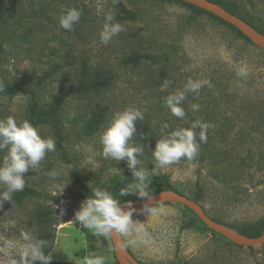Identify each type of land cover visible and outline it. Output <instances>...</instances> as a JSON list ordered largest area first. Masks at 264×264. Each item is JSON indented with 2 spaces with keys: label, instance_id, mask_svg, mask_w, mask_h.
Returning a JSON list of instances; mask_svg holds the SVG:
<instances>
[{
  "label": "rangeland",
  "instance_id": "obj_1",
  "mask_svg": "<svg viewBox=\"0 0 264 264\" xmlns=\"http://www.w3.org/2000/svg\"><path fill=\"white\" fill-rule=\"evenodd\" d=\"M250 1H244L248 15L264 19V0ZM0 5V81L23 91L0 96V120L14 116L32 123L28 91H33L40 110L57 109L63 137L60 149L52 122L32 123L42 137H54L56 150L47 153L38 169L25 174L26 184L40 197L10 210L0 207V264H10L14 255L6 249L9 240L21 243L22 233L37 237L41 232L35 218L41 207L54 210L58 221L55 239L46 245L51 248L50 264H84L90 251L104 256L105 264H118L110 236H94L81 228L75 212L85 200V191L94 187L120 200L127 196L119 194L130 184L116 185L123 174L132 172L125 161L103 157L100 135L117 112L129 107L144 116L136 121L131 143L143 146L139 167L148 170L149 177L168 179L189 198L200 194L199 203L219 222L243 228L264 219L262 49L219 20L177 1L0 0ZM120 5L134 19L120 20ZM71 8L80 10L82 16L68 31L59 21ZM110 14L124 30L104 44L100 33ZM134 54L144 57L137 65L127 62ZM84 63L91 73H111L112 86L82 96L78 86ZM241 68H246V77L238 74ZM189 80L208 83L198 92L185 93L181 104L185 116L177 118L165 101L170 94L185 91ZM99 108L106 109L104 122L89 134L85 124ZM148 121L157 127L159 139L165 123L167 132L188 128L196 121L211 127L193 160L182 158L161 168L152 156L154 150L139 138V124ZM64 154L76 166L80 184L72 177ZM6 155L7 149L0 150V166ZM51 172L57 173L55 178ZM154 207L163 211L134 214L131 235H122L140 264H264V245L237 247L207 230L183 205ZM141 223L150 240L130 244Z\"/></svg>",
  "mask_w": 264,
  "mask_h": 264
},
{
  "label": "clouds",
  "instance_id": "obj_2",
  "mask_svg": "<svg viewBox=\"0 0 264 264\" xmlns=\"http://www.w3.org/2000/svg\"><path fill=\"white\" fill-rule=\"evenodd\" d=\"M82 12L76 8L66 11L60 18V26L68 31L73 30L74 24L80 21ZM115 17L108 15L100 33L101 42L109 43L112 38L124 30L123 26L114 22ZM7 48V45H5ZM241 77L247 76L246 68H241L238 73ZM207 81L189 80L185 86V91L170 94L166 98V105L171 113L177 118H183L185 111L181 107L185 100L186 92H198ZM4 91V84L0 81V92ZM198 105H193L197 110ZM144 118L143 113L134 108H126L117 112L108 127L100 135L102 145V155L105 159L115 160L118 163L125 161L128 169L132 172L134 183L127 188H122L120 196L135 195L141 199L152 200L153 195L148 190L151 184L148 170L140 168L141 160L138 155L142 154V145L136 146L131 143L132 137L136 133V121ZM168 124L161 125L162 138L157 140L152 156L158 167H165L178 163L182 158L193 160L200 147V142H206L207 130L210 124L200 121L193 122L188 128H180L167 132ZM199 132H196V129ZM7 149L2 166H0V185L5 190L0 191V206L5 201L11 202L13 194L23 191L25 188V174L29 170L38 169L47 153L56 150L54 137H42L38 128L30 121H18L16 117L9 116L6 120H0V150ZM71 167L70 165L68 166ZM55 178L57 173H49ZM68 183V182H67ZM67 185V184H66ZM65 187L59 190L61 193ZM154 205V204H153ZM145 204L140 213L151 215L160 214L163 209ZM137 210L132 207L131 201L122 205L110 191L101 187H94L91 196H88L75 212V221H78L81 228L87 229L94 236L109 237L113 233L131 235L132 217ZM60 214H64V209H60ZM136 239L130 240V244L137 242L146 243L150 240L149 232L141 223L136 228ZM47 241L34 237L29 232L22 233V242L9 240L6 249L13 251L10 256V264H50L52 256L46 254ZM84 264H105V257L97 252L90 251L84 258Z\"/></svg>",
  "mask_w": 264,
  "mask_h": 264
},
{
  "label": "trees",
  "instance_id": "obj_3",
  "mask_svg": "<svg viewBox=\"0 0 264 264\" xmlns=\"http://www.w3.org/2000/svg\"><path fill=\"white\" fill-rule=\"evenodd\" d=\"M166 1H177L179 3L186 5L195 13L207 14L219 20L220 22L226 24L227 26L231 27L233 30L237 32L239 36L251 42L237 28L223 21L222 19L214 16L213 14L206 12L205 10H202L196 6H193L191 4L185 3L180 0H166ZM209 1L219 4L220 6L225 8L229 13L236 15L240 17L241 19L245 20L247 23H249L251 26H253L255 29H257L260 33L264 35V19L259 16L248 15V13L246 12L247 9L245 7L244 1L247 2V4H252L250 0H231V1L230 0L229 1L209 0ZM120 10L122 13V15L119 17L120 20L126 21L129 19H134V15L130 11H128L123 5H120ZM146 58H151V57L148 56ZM143 59H144L143 56L134 54L130 57V59H128L127 62L137 65ZM113 81H114V76L111 73H102V72L91 73V70L84 63L82 66V70H81V79L79 82L78 91L80 94H82V96H87L91 93L100 92V91L109 89L112 86ZM21 92L23 91H21L20 89L14 88L10 84H4V91L0 92V96H4V95L14 96ZM28 93L31 95V100H30L28 111H29V116H30V119L32 120V123L34 125H39V124H45L47 122H52L54 125L55 134L57 136L58 146L60 149H63L61 122L57 115V109L54 107H50L49 109L40 110L35 93L33 91H28ZM105 111L106 109L99 108L96 112H94V114L86 122L85 130L89 134H93L100 129V127L102 126L104 122ZM138 134H139V138L145 144L150 146L151 149L153 150L155 149L156 142L157 140H159V138H158L157 127L154 126V124H152L150 121L139 124ZM64 160L66 162L67 167L69 165L71 166L70 168L68 167V169L72 177L74 178L75 182L77 184H80L81 180L79 178V172L76 166L65 154H64ZM150 178H151V184L149 185L148 190L151 192V194L158 193L160 191H165V190H173L183 195H186L184 192L173 187V185H171L168 179H165L162 177H155V176L150 177ZM133 179L134 177H132L130 173L123 174L120 177L116 186L122 187L128 184H132L134 183ZM3 190H5L4 186H0V191H3ZM91 192H92L91 190H86L84 194V198L86 199L88 196H91ZM38 197H40L39 193L34 188L30 187L28 184L25 183V188L23 191L14 193L12 201L11 202L5 201L3 205L0 207L4 210H10L15 207H20L26 200H33L35 198L37 199ZM190 198L199 203L202 197L200 194H197L195 197H190ZM136 199H140V198H138L135 195L130 194V195H127L125 199H122L121 202L126 203L128 201H132ZM166 204H170V203H166ZM55 213L56 212L54 210L50 211L47 208H43V207H41L40 209H37V211L35 212V218L38 221L40 228H41V232L38 234L37 238L46 240L47 242L48 241L53 242V240L55 239L54 228L56 227L57 222H58L56 219ZM225 225H228L236 229L241 234L247 237H250V238L260 237L264 233V219L255 223L254 225H250V226L243 227V228H238L230 224H225ZM210 231L214 234H218L213 230H210ZM237 247H240V246H237ZM45 252L46 254H50L51 248H45ZM37 264H39V262H37Z\"/></svg>",
  "mask_w": 264,
  "mask_h": 264
},
{
  "label": "water",
  "instance_id": "obj_4",
  "mask_svg": "<svg viewBox=\"0 0 264 264\" xmlns=\"http://www.w3.org/2000/svg\"><path fill=\"white\" fill-rule=\"evenodd\" d=\"M185 3L196 6L206 12L213 14L214 16L222 19L223 21L231 24L237 28L246 38H248L253 44L258 46L264 51V35L257 29L247 23L240 17L229 13L225 8L215 2L209 0H180ZM153 198L151 201L147 199H136L132 200V207L139 213L145 204L149 206H157L166 203H176L183 205L193 211L198 218L205 224V226L220 234L221 236L228 239L233 244L240 247H261L264 245V233L262 236L257 238H250L241 234L236 229L220 223L211 218L202 207V205L186 195L173 190L160 191L152 194ZM126 206V203H122ZM134 213V214H136ZM111 241L114 246V253L118 264H140L137 259L128 250L122 234L113 233L110 235Z\"/></svg>",
  "mask_w": 264,
  "mask_h": 264
},
{
  "label": "crops",
  "instance_id": "obj_5",
  "mask_svg": "<svg viewBox=\"0 0 264 264\" xmlns=\"http://www.w3.org/2000/svg\"><path fill=\"white\" fill-rule=\"evenodd\" d=\"M124 239V238H123Z\"/></svg>",
  "mask_w": 264,
  "mask_h": 264
}]
</instances>
